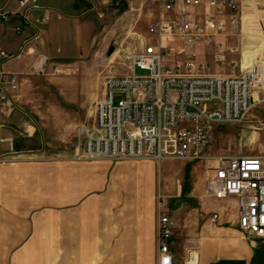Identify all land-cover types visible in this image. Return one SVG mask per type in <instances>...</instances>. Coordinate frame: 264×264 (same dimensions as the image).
<instances>
[{"label":"crops","instance_id":"obj_1","mask_svg":"<svg viewBox=\"0 0 264 264\" xmlns=\"http://www.w3.org/2000/svg\"><path fill=\"white\" fill-rule=\"evenodd\" d=\"M146 1L35 0L20 9L18 0H0V13L6 14L0 19V46L12 55L0 74L15 75L18 82L15 109L0 117V154L12 156L0 166V264H157L160 200L156 205L154 200L168 192L161 180L166 173L158 175L160 166L150 159L113 165L107 159L95 161L81 156L80 146L65 152L46 149L41 135V78L54 75L53 68L70 66L71 51L79 59L85 55L81 46L92 33L90 15L123 13ZM237 2L242 32L251 45L262 43L264 53V0ZM154 6L161 14V7ZM254 15L263 21L250 18ZM138 41L137 50L151 40ZM237 41L228 25L225 35L214 38L210 47L197 44L194 54L203 57L204 47L217 57L216 47L232 49L228 45L235 47ZM173 50L167 64L179 58L178 49ZM260 53L250 52L247 62L257 66L264 85ZM95 71L99 75V68ZM95 88L93 99L102 100L103 86L95 81ZM167 160L172 159L158 162ZM204 188L205 182L161 199L172 224L173 264H187L188 250L196 255V264H264V238L240 232L237 200L207 198ZM111 206L114 212H108ZM214 214L218 220L213 223Z\"/></svg>","mask_w":264,"mask_h":264},{"label":"built area","instance_id":"obj_2","mask_svg":"<svg viewBox=\"0 0 264 264\" xmlns=\"http://www.w3.org/2000/svg\"><path fill=\"white\" fill-rule=\"evenodd\" d=\"M161 7L158 19L149 23L147 32L159 39H177L182 61L167 64L174 50L162 43L142 42L141 49L129 57L127 76L105 77L104 98L94 107V131L85 129L84 158L178 159L206 161L215 159L205 181L207 198L237 200V225L251 238H264V152L251 156L208 157L216 126L240 123L253 105L252 91L258 88L257 66L242 70L239 64L230 74H209L205 61H194V48L205 47L223 36L227 26L241 34L237 0H151ZM35 0H18L27 9ZM200 10V11H199ZM200 12V13H199ZM5 20L6 14L0 13ZM19 30V29H17ZM236 50L224 49L217 56L223 65ZM0 46V66L11 58ZM234 67V60H230ZM138 69L144 74L136 75ZM53 74L59 70L53 68ZM18 89L15 75L0 74V117L15 109L13 95ZM114 93L122 98L114 102ZM2 140L0 139V143ZM12 160L0 154V166ZM157 220V264H173L169 241L171 219L165 202L159 201ZM218 215L211 217V222Z\"/></svg>","mask_w":264,"mask_h":264},{"label":"rangeland","instance_id":"obj_3","mask_svg":"<svg viewBox=\"0 0 264 264\" xmlns=\"http://www.w3.org/2000/svg\"><path fill=\"white\" fill-rule=\"evenodd\" d=\"M149 2L140 3L137 6L139 9L131 7L123 13L95 12L90 15L89 20L93 25L92 33L81 46L85 55L82 53L79 59L78 53L75 54L71 51L70 66H61L59 73L47 74L41 78V135L45 137L44 146L46 149L65 152L72 151L77 146L82 148L85 129H91L94 122L95 104L101 100L93 99L97 92L95 81L103 86L105 77H121L127 74L128 59L132 53L137 51L138 40L149 38L151 40L149 43L153 44L167 40L165 38L161 40L147 33L149 23L160 16L159 10L153 2L151 0ZM150 13H152L151 16L148 15ZM255 17L263 21L260 15L250 16V18ZM253 23L256 24L254 21ZM240 33L236 34L239 42H236L235 47L228 45L236 50L235 55H230L223 65H219L217 57L210 55L209 50L204 47L202 49L203 57L195 55L194 61H205L209 73L230 74L231 70H236L239 64L242 70L248 67L247 61L250 52L260 51V59L264 60L262 43L251 45L249 36L242 32V22ZM166 45L173 49L181 48V42L177 39H171L170 42H166ZM224 48L227 46L216 47L217 54ZM70 49L75 51L78 48L70 46ZM186 56L187 54L174 58L175 62L182 61ZM232 58L234 67L230 63ZM98 68L99 75L98 72L96 74V71L94 74L93 70ZM135 73L136 75L144 74L138 69L135 70ZM257 84L258 88L252 91L254 103L243 120L240 123L224 124L213 129L211 142L205 151L208 157L251 156L264 152L263 80L258 79ZM69 94L71 95L67 96ZM254 95L257 98H254ZM121 98L119 93H114L115 103ZM93 160L104 159L94 158ZM119 161L121 160L109 162L113 165ZM131 161L139 162L141 160L132 159ZM152 163L156 167L160 166L159 178L166 173V176L161 180L168 188L167 195L155 197L156 205L161 199L168 200L170 196L174 195V191L185 193L194 185H203L216 161L215 159L197 162L172 159L162 162L153 161ZM115 209L114 206H111L108 208V212H114ZM189 253L192 255L193 251L188 250L185 255L188 257Z\"/></svg>","mask_w":264,"mask_h":264},{"label":"bare ground","instance_id":"obj_4","mask_svg":"<svg viewBox=\"0 0 264 264\" xmlns=\"http://www.w3.org/2000/svg\"><path fill=\"white\" fill-rule=\"evenodd\" d=\"M256 85H258V84H256ZM260 87H262V86H260ZM254 98H257V96L254 95ZM196 260H197L196 255L195 254H192L191 255V258L189 259V261H188L187 264H196Z\"/></svg>","mask_w":264,"mask_h":264}]
</instances>
